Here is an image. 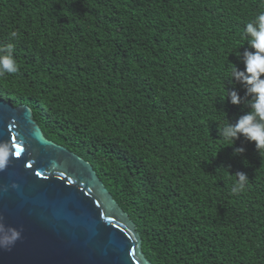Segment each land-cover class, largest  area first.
<instances>
[{"label": "trees", "instance_id": "obj_1", "mask_svg": "<svg viewBox=\"0 0 264 264\" xmlns=\"http://www.w3.org/2000/svg\"><path fill=\"white\" fill-rule=\"evenodd\" d=\"M262 10L264 0H0V45L15 44L19 65L0 98L28 105L47 138L94 165L151 264H264V156L218 132L248 110L228 73L244 68L242 33ZM236 172L244 193L231 191Z\"/></svg>", "mask_w": 264, "mask_h": 264}, {"label": "water", "instance_id": "obj_2", "mask_svg": "<svg viewBox=\"0 0 264 264\" xmlns=\"http://www.w3.org/2000/svg\"><path fill=\"white\" fill-rule=\"evenodd\" d=\"M0 141L20 145L0 171V222L21 231L0 264H151L94 165L47 138L32 108L0 98Z\"/></svg>", "mask_w": 264, "mask_h": 264}, {"label": "clouds", "instance_id": "obj_3", "mask_svg": "<svg viewBox=\"0 0 264 264\" xmlns=\"http://www.w3.org/2000/svg\"><path fill=\"white\" fill-rule=\"evenodd\" d=\"M20 33L13 30L9 33L12 40H17ZM242 38L247 41L248 47L239 57L244 64L239 69L235 64L228 73L233 82L239 81L245 86L249 98L248 110L232 122L228 120L222 128L218 127L219 136L233 145L235 140L243 136L246 140L255 143L260 156H264V10L259 11L246 23ZM15 44L0 45V79L19 71L18 62L13 54ZM232 104H240L241 97L238 92H227ZM226 145V146H227ZM15 149V151H14ZM245 151L243 147L234 148V154ZM20 155V145L14 141H0V171L7 168L11 157ZM13 187H16L13 184ZM249 187V178L244 172H236L232 181V193H244ZM21 238V231L0 222V249L10 250L17 240Z\"/></svg>", "mask_w": 264, "mask_h": 264}, {"label": "snow or ice", "instance_id": "obj_4", "mask_svg": "<svg viewBox=\"0 0 264 264\" xmlns=\"http://www.w3.org/2000/svg\"><path fill=\"white\" fill-rule=\"evenodd\" d=\"M19 156H20V155H19ZM19 156H18V157H19Z\"/></svg>", "mask_w": 264, "mask_h": 264}]
</instances>
